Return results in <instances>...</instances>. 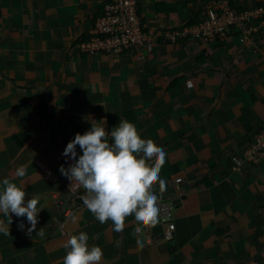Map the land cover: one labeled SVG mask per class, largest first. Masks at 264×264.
<instances>
[{
  "label": "crops",
  "instance_id": "0c3cea01",
  "mask_svg": "<svg viewBox=\"0 0 264 264\" xmlns=\"http://www.w3.org/2000/svg\"><path fill=\"white\" fill-rule=\"evenodd\" d=\"M110 1L0 0V182L23 183L25 202L40 198L36 231H45L30 237L26 216L0 213L11 219L0 264H63L64 244L81 231L102 249L100 264H264V161L246 157L264 128V28L247 38L237 27L210 40L168 35L193 15L238 14L264 0H139L147 44L83 51ZM120 118L167 153L171 238L160 220L137 235L134 215L114 232L76 205L84 190L59 171L73 162L62 153L77 132L103 120L110 133ZM21 165L27 174L16 178Z\"/></svg>",
  "mask_w": 264,
  "mask_h": 264
},
{
  "label": "clouds",
  "instance_id": "9594fccd",
  "mask_svg": "<svg viewBox=\"0 0 264 264\" xmlns=\"http://www.w3.org/2000/svg\"><path fill=\"white\" fill-rule=\"evenodd\" d=\"M106 110V109H105ZM107 111V110H106ZM91 120V127L84 133L77 132L68 142L62 155L73 162L60 166V173L75 184L83 194L80 199L94 217L101 223H112L114 232H122L126 218L134 215L135 233L142 234L147 227H155L159 222V196L155 192L158 184L162 195L167 183L160 177L166 163L167 153L153 139L142 138L134 123L120 118L119 124L109 133L103 120ZM111 137V141L109 140ZM77 146L82 155L77 159ZM27 174L25 166H18L14 177L23 178ZM0 213L5 218L15 214L27 218L31 225L27 234L44 238L41 227L36 231L38 216L43 207H38L39 197L33 196L25 202V185H18L5 177L0 182ZM77 217L72 216L75 222ZM11 219L0 220V233L10 235ZM25 229L23 221L18 225ZM89 235L81 231L71 235L64 247L68 249L63 264H100L103 251L99 246H89ZM137 245L143 243L137 239Z\"/></svg>",
  "mask_w": 264,
  "mask_h": 264
},
{
  "label": "built area",
  "instance_id": "2783aa9c",
  "mask_svg": "<svg viewBox=\"0 0 264 264\" xmlns=\"http://www.w3.org/2000/svg\"><path fill=\"white\" fill-rule=\"evenodd\" d=\"M139 0H111L105 5L102 16L97 20L90 41H82L79 46L83 51H112L123 52L126 49L138 48L148 42V33L145 32L139 16ZM260 24L259 28H250V24ZM241 28L244 30V38L253 34L257 29L264 28V4L258 7H249L245 11L233 13L225 9L224 14L211 10L209 15L196 24L187 25L181 30H174L168 35L176 40L183 34H191L199 39H217L227 35L229 28ZM247 159L251 162L260 163L264 161V128L258 133L247 151ZM181 180V177H177ZM70 188V184H68ZM76 190L74 184L71 186ZM76 192V191H75ZM83 192H76L80 198ZM158 195V194H157ZM159 218L158 220L168 222L167 236L172 237L175 223L171 220L174 211L173 200L163 195H158ZM76 205H83L81 199ZM80 202V203H79ZM75 207L65 211L64 221L71 217Z\"/></svg>",
  "mask_w": 264,
  "mask_h": 264
},
{
  "label": "trees",
  "instance_id": "16d2710c",
  "mask_svg": "<svg viewBox=\"0 0 264 264\" xmlns=\"http://www.w3.org/2000/svg\"><path fill=\"white\" fill-rule=\"evenodd\" d=\"M245 10V9H244ZM200 22V20H199V15H193L192 16V19H191V21L189 22V24L188 25H191V24H196V23H199ZM178 38H180V36L178 37ZM177 38V39H178ZM176 39V40H177Z\"/></svg>",
  "mask_w": 264,
  "mask_h": 264
}]
</instances>
